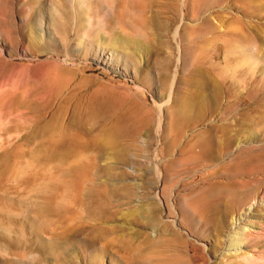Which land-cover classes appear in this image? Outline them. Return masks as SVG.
<instances>
[{"label":"rangeland","instance_id":"obj_1","mask_svg":"<svg viewBox=\"0 0 264 264\" xmlns=\"http://www.w3.org/2000/svg\"><path fill=\"white\" fill-rule=\"evenodd\" d=\"M254 86L264 0H0V264H264V98L230 112ZM216 124L234 146L184 169Z\"/></svg>","mask_w":264,"mask_h":264},{"label":"bare ground","instance_id":"obj_2","mask_svg":"<svg viewBox=\"0 0 264 264\" xmlns=\"http://www.w3.org/2000/svg\"><path fill=\"white\" fill-rule=\"evenodd\" d=\"M211 83V82H210ZM214 86L215 88V85H212ZM211 86V87H212ZM256 87L257 86H254L253 90H248V96H242L239 100L240 102H237V103H234L230 108H231V111L230 112H233V109L237 108L238 107V104L241 105V104H244L245 102H248L249 100H252L255 98L254 95H258L260 98H264L263 96L261 95H264V94H257V90H256ZM210 89V88H209ZM219 89H220V86H219ZM223 89H224V86H223ZM216 92H218V96H216L217 98H215V100H219L220 101V97H222V95L219 93V90L218 88H215ZM221 91V90H220ZM224 91H226V89H224ZM262 90H260L261 92ZM211 92V91H210ZM215 92V93H216ZM230 92H232V89H230ZM263 92V91H262ZM224 93V92H223ZM197 96V95H196ZM198 97V96H197ZM196 97V98H197ZM244 97V98H243ZM222 99V98H221ZM248 99V100H247ZM211 101V100H210ZM259 101V100H258ZM257 101V102H258ZM215 102V101H214ZM218 103V102H217ZM202 104V103H201ZM216 104L213 103L211 104V107H208V112L207 114H213L216 110H217V107H215ZM203 107V106H201ZM199 106L196 107V110H195V116L197 118V121H200L201 118H205V115H204V112L202 111V108ZM253 106H251V109L244 114V117H251V113L253 112V110L255 108H252ZM182 110V109H181ZM206 110V109H205ZM206 110V111H207ZM180 111V110H179ZM193 111V109H191V112ZM184 114V113H182ZM243 116V115H242ZM243 117V119H244ZM207 118V117H206ZM128 119V118H127ZM152 118H150V116H144L142 119H140L138 122L132 121V118L129 119V123H126L124 124L126 126V129L124 128L123 125H121V123L117 124L115 126V129L114 131H112L111 133L107 134L106 137H105V140H107V142H111L112 144L113 143H116L114 141H117L118 139H120V137H124L125 135L126 136H137L139 135L141 132H144V131H149L148 129H150L149 127H151V124H152ZM238 119V118H237ZM252 119V117L250 118ZM248 120V119H246ZM160 121V120H159ZM220 125V124H219ZM218 124L214 125V126H211V128L206 132V133H199L198 137H197V141L196 142H189L187 143V145H185V148L183 149L184 150V159L180 160V164L183 166L184 165V169L186 167H188V165L192 162V161H201L203 160V162H214V161H217L219 160L228 150H230L233 146H234V140H236V133H234L235 131H237L236 129L234 130L232 124H221L219 126ZM153 126V125H152ZM121 129V130H120ZM123 129H125L126 131V134L124 133ZM127 129H128V132H127ZM184 129L183 128H179V129H174L173 132L175 131V133L177 134L178 137L182 136V131ZM121 131V132H120ZM123 132V135H121ZM241 132V130H240ZM184 133V132H183ZM109 140V141H108ZM237 141V140H236ZM235 141V142H236ZM118 142V141H117ZM170 149H172V145H170L169 147ZM263 149V148H262ZM261 152V151H260ZM239 154H237L235 157H234V161L237 160V161H245L246 158H249L251 156V152L247 151V150H241L238 152ZM257 157V156H256ZM259 158V157H258ZM261 159V158H259ZM264 159V158H263ZM256 161V159H254ZM253 160V161H254ZM251 161V160H250ZM252 161V162H253ZM252 162H249V163H252ZM173 164V163H172ZM254 164V163H253ZM247 165H249L247 163ZM171 167V166H170ZM233 167V166H232ZM242 165H241V169H242ZM234 168H237L234 167ZM240 168V166H239ZM249 168V167H247ZM86 169V167H85ZM172 169V168H171ZM169 169V170H171ZM188 169V168H187ZM244 169V168H243ZM175 170V169H174ZM237 171V170H236ZM241 171H245V170H241ZM240 172V171H239ZM254 172V171H253ZM172 173V172H171ZM245 173V172H244ZM174 174V173H172ZM177 174V173H176ZM175 175V174H174ZM174 177V176H173ZM213 188V186H212ZM216 188V187H215ZM214 188V189H215ZM213 190V189H212ZM216 190V189H215ZM210 191V190H208ZM214 191V190H213ZM205 192V191H203ZM202 192V194H203ZM207 192V190H206ZM205 192V193H206ZM217 192V190H216ZM209 193V192H208ZM215 193V191H214ZM213 193V194H214ZM205 195H208V194H205ZM200 197V196H199ZM213 197V196H212ZM215 197V196H214ZM203 198H204V195H203ZM201 198V199H203ZM207 198V196H206ZM205 198V201L207 202ZM212 199V198H210ZM197 201H200L198 199H196ZM195 200V201H196ZM208 200H209V197H208ZM218 198V200H214V203L215 205H218L216 204V202H220ZM193 202L194 205L196 204V202ZM204 200L201 201V203H203ZM204 201V202H205ZM32 206L28 207L30 208L31 210H36V207H34V202L32 201V199L29 201ZM205 202V203H206ZM199 203V202H198ZM211 205H213L212 203H210ZM209 204V205H210ZM197 205V204H196ZM201 206V205H200ZM200 206H197V207H200ZM223 206V205H222ZM211 207V206H210ZM213 207V206H212ZM211 207V209H213ZM215 207V206H214ZM208 208V206L206 207ZM205 208V209H206ZM200 209H202V207H200ZM39 211L43 212V210H40L38 209ZM214 210H217L218 209H214ZM138 211V210H137ZM209 211V209H208ZM212 211V210H211ZM201 212V211H200ZM207 212V211H206ZM42 214V213H41ZM241 219V218H240ZM239 219V221H240ZM240 230H242V232H244V234H246L247 231H249V229L247 228V224L245 226V228H241ZM238 234V233H237ZM242 235V234H241ZM231 236V235H230ZM233 240V239H232ZM233 242V241H232ZM238 243V242H236ZM235 243V244H236ZM234 244V243H233ZM237 245V244H236ZM230 247V246H229Z\"/></svg>","mask_w":264,"mask_h":264}]
</instances>
